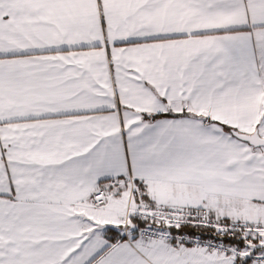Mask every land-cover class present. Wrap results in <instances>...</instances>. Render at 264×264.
<instances>
[{
    "label": "snow or ice",
    "instance_id": "obj_1",
    "mask_svg": "<svg viewBox=\"0 0 264 264\" xmlns=\"http://www.w3.org/2000/svg\"><path fill=\"white\" fill-rule=\"evenodd\" d=\"M0 264H264V0H0Z\"/></svg>",
    "mask_w": 264,
    "mask_h": 264
}]
</instances>
